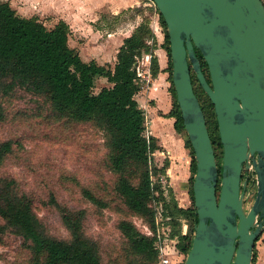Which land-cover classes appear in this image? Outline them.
Instances as JSON below:
<instances>
[{"label": "rangeland", "instance_id": "1", "mask_svg": "<svg viewBox=\"0 0 264 264\" xmlns=\"http://www.w3.org/2000/svg\"><path fill=\"white\" fill-rule=\"evenodd\" d=\"M10 1L22 11L24 15L21 16L39 13L36 16L47 27H53L60 19L68 21L71 27L69 44L85 61L98 58V63L105 69L113 68L117 59L119 43L113 45L114 35H131L142 24L151 30V36L146 39L150 51L137 55L136 67L141 65L142 68L144 63L152 65L154 47L168 45L165 41L167 27L152 0H132L131 6L116 15L107 10H100L98 15H75V0H41L37 2L36 10V5L28 7L26 0ZM110 85L106 76H99L92 92H100ZM194 85L201 100L208 103L207 94L196 78ZM0 105L4 111L0 119V142H12V150L0 159V181H11L16 193L30 198L48 235L70 239V232L62 221L61 208L83 210L85 234L98 243L104 263L162 264L161 254L172 260L170 264L184 263L187 253L181 252L178 245L182 243L180 233L184 229L185 233L190 232V220L175 218L180 223L174 225L172 217L164 215L162 201L153 200L155 225H152L148 218L125 205L115 190L120 174L110 166L107 137L94 122L76 121L55 110L44 96L21 86L9 91L0 86ZM214 118L210 111L212 125ZM213 132L216 136L215 128ZM215 152L221 160L222 148L216 146ZM253 168L251 166L247 173L245 210L252 205L257 189ZM122 220L131 221L146 235L156 236L154 244L158 251L155 258L133 251L119 227ZM0 264H32L29 241L17 234L1 216Z\"/></svg>", "mask_w": 264, "mask_h": 264}, {"label": "trees", "instance_id": "2", "mask_svg": "<svg viewBox=\"0 0 264 264\" xmlns=\"http://www.w3.org/2000/svg\"><path fill=\"white\" fill-rule=\"evenodd\" d=\"M160 19L166 26L161 14ZM70 32V25L64 19H60L53 27H47L37 16H21L9 1L0 0V86L6 91L17 86L24 87L44 96L60 113L76 121H92L102 129L107 137L110 166L120 174L115 185L116 192L131 211L145 216L152 225H155L153 200L162 201L164 215L172 217L174 225L180 223L175 218L189 219L190 232L180 233L182 243L178 245L181 252L188 254L198 218L194 202L190 207H180L173 197L170 196L167 200L160 183L151 182V172H158L151 165V152L158 145L154 137H147L144 133L145 115L135 98L141 86L137 81L136 57L143 51H150V45L146 41L151 36L150 27L142 24L124 38L118 49L115 65L109 69H105L95 59L85 61L78 50L69 44ZM165 41L168 43L165 48L172 81L168 32ZM195 53L201 62L202 71L211 82L208 65L201 51L195 47ZM158 68L157 57L152 55L154 74ZM99 76H106L112 85L95 93L92 88ZM191 77L193 85L196 78L199 87L204 91L193 70ZM194 90L204 111L214 149L216 146L223 148L214 105L208 95V103L201 100L195 85ZM171 91L174 100L170 115L176 119V130L186 134V144L191 148L193 183L196 161L185 131L173 82ZM210 111L215 116L213 125L209 121ZM3 116L4 111L0 105V119ZM214 128L217 131L216 136ZM11 150L10 140L0 142V159ZM217 161L221 175L222 158ZM219 187L218 183V191ZM190 194L194 201L192 186ZM89 196L96 200L93 195ZM61 211L62 221L70 232V239L48 235L30 198L16 193L11 181H0V216L17 234L29 241L32 264H106L102 261L98 243L85 234L84 211L64 207ZM119 227L135 253L150 259L156 257V236L142 233L128 220H122ZM255 257L253 253L252 264Z\"/></svg>", "mask_w": 264, "mask_h": 264}, {"label": "water", "instance_id": "3", "mask_svg": "<svg viewBox=\"0 0 264 264\" xmlns=\"http://www.w3.org/2000/svg\"><path fill=\"white\" fill-rule=\"evenodd\" d=\"M152 1L166 23L172 82L196 161L192 189L198 218L183 264H252L264 232V1ZM192 70L214 105L221 175ZM248 166L256 171L257 189L245 210Z\"/></svg>", "mask_w": 264, "mask_h": 264}, {"label": "crops", "instance_id": "4", "mask_svg": "<svg viewBox=\"0 0 264 264\" xmlns=\"http://www.w3.org/2000/svg\"><path fill=\"white\" fill-rule=\"evenodd\" d=\"M7 1L12 5L10 0ZM40 1L26 0V3L30 8L32 5H36V10L37 2ZM74 3L75 15H98L100 10H107L109 13L116 15L131 6L132 0H75ZM63 4H65V1H63ZM17 13L21 15L22 11L18 9ZM32 15L40 14L34 13ZM129 35L118 37L114 35L113 45L119 43L120 47L124 38ZM115 37L116 39H114ZM153 53L158 60V71L154 74L152 65L149 64L150 81L141 84L135 98L145 115L144 133L147 137H154L158 145V148L151 152V165L157 169V173L164 180L163 183H160L164 190L163 194L167 200L171 196L178 206L187 208L193 205L190 194V188L193 184L191 183L193 156L191 148L186 144V134L176 130V119L170 115L174 97L171 91L172 81L168 69L167 50L164 45L158 44L154 47ZM92 59L98 60L96 57H92L90 60ZM186 225L184 228H186ZM185 232L186 229L183 230V234H186ZM254 254L256 255L254 264H264V232L255 243Z\"/></svg>", "mask_w": 264, "mask_h": 264}, {"label": "built area", "instance_id": "5", "mask_svg": "<svg viewBox=\"0 0 264 264\" xmlns=\"http://www.w3.org/2000/svg\"><path fill=\"white\" fill-rule=\"evenodd\" d=\"M136 70H137V81L140 84H144L145 82H149L150 81V76L151 75H150V72H149L150 69H149V64L148 63H144L142 68H141V65H138L136 67ZM150 178H151V182L153 184L154 183H163L164 182L163 178L158 173H155V172H151ZM161 262H162V264H169L170 263V259H169L168 256H166L164 254H161Z\"/></svg>", "mask_w": 264, "mask_h": 264}, {"label": "flooded vegetation", "instance_id": "6", "mask_svg": "<svg viewBox=\"0 0 264 264\" xmlns=\"http://www.w3.org/2000/svg\"><path fill=\"white\" fill-rule=\"evenodd\" d=\"M250 167H251V166H250ZM250 167L248 166V167H245V168H244V170H243V177H244V176H245V177L248 176L247 173H248V169H249ZM253 169H254V168H253ZM254 171H255V169H254ZM255 173H256V171H255Z\"/></svg>", "mask_w": 264, "mask_h": 264}]
</instances>
